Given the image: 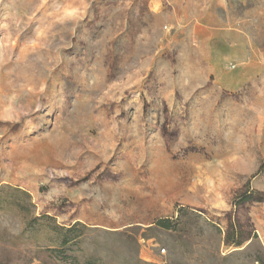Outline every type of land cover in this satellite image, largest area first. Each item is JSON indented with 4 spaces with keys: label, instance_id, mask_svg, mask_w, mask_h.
<instances>
[{
    "label": "rangeland",
    "instance_id": "rangeland-1",
    "mask_svg": "<svg viewBox=\"0 0 264 264\" xmlns=\"http://www.w3.org/2000/svg\"><path fill=\"white\" fill-rule=\"evenodd\" d=\"M244 6L0 0V264H264V85L203 39Z\"/></svg>",
    "mask_w": 264,
    "mask_h": 264
},
{
    "label": "crops",
    "instance_id": "crops-1",
    "mask_svg": "<svg viewBox=\"0 0 264 264\" xmlns=\"http://www.w3.org/2000/svg\"><path fill=\"white\" fill-rule=\"evenodd\" d=\"M239 3L246 9L240 29L233 31L229 20L227 24L221 23L214 34L209 32L203 37L205 43L214 42L216 82L230 90L256 78L264 85V0H239ZM232 60L243 61L254 68H243L238 74L223 69V65Z\"/></svg>",
    "mask_w": 264,
    "mask_h": 264
},
{
    "label": "trees",
    "instance_id": "trees-1",
    "mask_svg": "<svg viewBox=\"0 0 264 264\" xmlns=\"http://www.w3.org/2000/svg\"><path fill=\"white\" fill-rule=\"evenodd\" d=\"M158 225L165 229H171V222L170 221H158ZM77 225L72 226L70 228H56V231L58 232V239L59 244L64 246L67 245L72 239L77 238L78 235H74V232L76 231ZM227 244H232L235 246H241L244 244L245 240L239 237L238 239H234L233 241H230L229 239H226Z\"/></svg>",
    "mask_w": 264,
    "mask_h": 264
}]
</instances>
